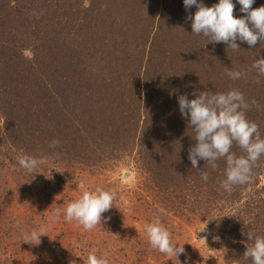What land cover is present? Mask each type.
Listing matches in <instances>:
<instances>
[{
  "label": "trees",
  "instance_id": "obj_1",
  "mask_svg": "<svg viewBox=\"0 0 264 264\" xmlns=\"http://www.w3.org/2000/svg\"><path fill=\"white\" fill-rule=\"evenodd\" d=\"M108 1L0 0V207H16L43 189L46 172L26 171L18 163L22 156L54 163L59 179L48 188L57 201V194L76 184L74 177L83 184L86 170L98 173L133 154L143 184L138 185L142 192L137 190L140 204H113L92 229L95 233L106 234L102 222L127 208L135 210L132 219L142 217L146 223L204 216L212 220L206 221L210 231L221 233L211 246L215 261L206 264H252L244 253L252 246L249 233L264 236V155L249 182L226 191L221 186L224 158L215 168L204 160H198L199 169L192 167L188 154L195 133L181 116L177 98L221 93L220 70L242 71L233 87L243 93L246 118L264 138V75L251 67L264 57V41L254 46L236 41L239 50L208 42L210 37L192 33L187 17L197 9H185L183 0ZM202 2L211 7L218 0ZM233 3V15H245ZM260 6L264 0H255L252 8ZM35 9L40 16L29 18ZM167 101L170 111L160 108ZM53 140L59 144L50 146ZM231 152L244 154L235 142ZM201 172L208 173L207 181ZM97 187L110 190L111 182ZM173 239L183 247L177 257L127 229L110 243L122 259H110L106 246L96 256L108 264H204L199 248L191 254L186 241ZM0 264H6L2 256Z\"/></svg>",
  "mask_w": 264,
  "mask_h": 264
},
{
  "label": "clouds",
  "instance_id": "obj_2",
  "mask_svg": "<svg viewBox=\"0 0 264 264\" xmlns=\"http://www.w3.org/2000/svg\"><path fill=\"white\" fill-rule=\"evenodd\" d=\"M236 3L240 5L239 11L245 14L239 18L233 15V0H218L211 7L205 6L202 0H183L185 9L193 6L197 9L194 15L187 17L191 20L192 33L210 37L208 42L226 43L233 50L240 49L236 41L245 42L249 46L256 45L258 40L264 41V6L252 8L255 0H236ZM251 67L258 74L264 75V57L254 59ZM226 74L230 79H239L245 73L229 69ZM177 99L181 116L187 119L188 126L195 133L196 143L188 154L192 167L199 169L198 160H204L207 165L215 168V162L224 158L226 169L221 186L226 191H231L234 185L249 182L253 166L264 155V138H261L258 125L246 118L244 109L249 105L243 93L236 89L226 93L203 91L193 99H188L183 94ZM234 142L243 150V155L237 156L231 152ZM58 144V140H53L50 146ZM18 163L26 171L32 172L41 161L22 156ZM200 176L207 181V172H201ZM116 198L117 193L114 190H105L102 187L84 191L78 199L68 203L64 209V218L68 221L75 220L85 230H91L97 224L101 225L102 214L113 207ZM59 216V209L51 214L53 220ZM144 231L149 244L159 252L175 257L183 252L182 246L171 242L169 231L158 219L145 223ZM41 235L43 234L34 230L22 234V240L30 243L32 240L39 241ZM248 239L252 246L245 251V258H250L252 264H264V236L249 233ZM87 264L108 262L106 258L90 253Z\"/></svg>",
  "mask_w": 264,
  "mask_h": 264
},
{
  "label": "rangeland",
  "instance_id": "obj_3",
  "mask_svg": "<svg viewBox=\"0 0 264 264\" xmlns=\"http://www.w3.org/2000/svg\"><path fill=\"white\" fill-rule=\"evenodd\" d=\"M104 2L110 4L111 1L104 0ZM39 16L40 12L38 9L28 15L29 18ZM25 54L31 55L32 53L26 50ZM225 70H220L221 73L219 75L222 83L219 84L221 93L233 90V86L238 80L230 79L226 74L228 69L225 68ZM205 72L206 70L203 69V74L201 73V75L204 76ZM199 78L198 76L195 80ZM161 81L158 80L157 82L160 83ZM217 86H213L215 88L212 89L214 92H216ZM171 107L168 101L160 103V108H165L167 111H170ZM133 157V154H129V157H123L120 162L115 163L116 166L110 165V170H100L98 173L95 170H86L83 176H85L87 181L83 184L79 182L78 176L74 177L76 184H71L67 179L71 190H62L61 193L57 194L59 195L57 201L54 198L55 193H52L48 187L56 185L59 176L56 175L54 168H52L54 166L53 162L42 161L37 169L39 173L44 170L46 176L45 179L43 178L45 181L39 186L43 187L42 190L46 194H43L42 190H40L38 192L39 195H37L34 191L32 194L34 199H27L22 203H18L16 207L12 205L0 207V244L5 242L7 245L4 248L1 244L0 256L5 259L6 264H87L88 255L90 253L96 255L100 250V246L107 247L108 250L106 249V251L110 259H122L121 254L110 247L114 237H120L121 233H124L127 229L140 236H146L144 231L146 222L144 220L140 221L142 217L132 219L134 214L131 213L135 212V210L129 212L127 208L125 213L111 215L110 221L104 220L102 223L107 232L102 235L95 233L92 229L85 230L75 220H66L63 213L69 202L78 199L84 191H89L88 186L96 188L107 182H111L110 190H114L117 193V198L113 202L116 207H123L128 200L135 203V205L140 204L137 190L141 193L142 188H138V185L143 184L137 175L136 162ZM76 173H79V171L75 168V175ZM97 182H99L98 185H96ZM33 187L39 188L35 183ZM70 196L74 198L70 200ZM57 209H59L60 216L58 219L53 220L51 214ZM163 217L161 218L163 219ZM111 218H113L112 222ZM207 220L212 221L211 219H205L204 216L195 218L191 216L189 221L185 220L184 217H173L172 221L169 222L173 225L170 226L164 217V221L160 223L167 228L171 238H174L173 240L180 241L182 238L186 241L185 245H189V248H192L190 250L191 254L196 248H199L200 258L206 264L207 261H215L211 246L215 241L221 240L219 238L221 233L214 229L210 231L208 228L210 222H206ZM8 222L12 224L10 228L6 225ZM177 222L182 226L175 225ZM34 230L43 234L39 238L42 241L32 240L33 242L31 241L32 243L28 245V242L22 240V234L31 233ZM2 253L6 256L1 255Z\"/></svg>",
  "mask_w": 264,
  "mask_h": 264
}]
</instances>
